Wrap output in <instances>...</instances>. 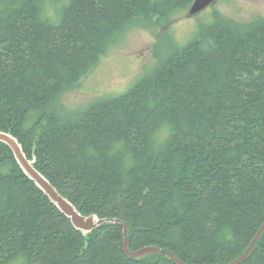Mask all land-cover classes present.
I'll return each instance as SVG.
<instances>
[{
	"label": "trees",
	"instance_id": "trees-1",
	"mask_svg": "<svg viewBox=\"0 0 264 264\" xmlns=\"http://www.w3.org/2000/svg\"><path fill=\"white\" fill-rule=\"evenodd\" d=\"M195 1L0 0V132L82 215L126 223L131 251L230 264L264 224V18L215 13L126 94L63 104L117 34ZM123 245L119 224L76 230L0 143V264H174ZM241 264H264V233Z\"/></svg>",
	"mask_w": 264,
	"mask_h": 264
},
{
	"label": "rangeland",
	"instance_id": "rangeland-1",
	"mask_svg": "<svg viewBox=\"0 0 264 264\" xmlns=\"http://www.w3.org/2000/svg\"><path fill=\"white\" fill-rule=\"evenodd\" d=\"M188 11L172 16L169 22L155 18L135 23L117 34L97 67L64 95L65 107L83 113L96 102L126 94L153 74L170 53L193 41L202 25L212 24L215 13L248 26L264 18V0H214L195 16Z\"/></svg>",
	"mask_w": 264,
	"mask_h": 264
},
{
	"label": "water",
	"instance_id": "water-1",
	"mask_svg": "<svg viewBox=\"0 0 264 264\" xmlns=\"http://www.w3.org/2000/svg\"><path fill=\"white\" fill-rule=\"evenodd\" d=\"M214 0H196L189 9L190 16H195L203 12L208 8ZM0 143L8 146L16 160L21 166L25 174L44 192V194L50 199V201L67 217L70 219L72 225L76 230L84 235L91 234L94 230L98 229L104 224H119L123 228V239L124 245L123 249L126 256L133 260L139 261L145 258L159 255L169 259L174 264H188L177 257L173 252L162 249L157 246H148L142 248L138 251H131L129 248V226L122 222L121 220L115 219H99L96 215L84 216L77 208L66 198H64L57 189L41 174L35 169V163L29 161L19 142L13 136L0 132ZM264 233V224L254 237L251 245L245 251V253L238 259L234 260L230 264H241L245 262L252 255L254 249L256 248L258 240H260L262 234Z\"/></svg>",
	"mask_w": 264,
	"mask_h": 264
},
{
	"label": "bare ground",
	"instance_id": "bare-ground-1",
	"mask_svg": "<svg viewBox=\"0 0 264 264\" xmlns=\"http://www.w3.org/2000/svg\"><path fill=\"white\" fill-rule=\"evenodd\" d=\"M259 241V240H258ZM258 243V242H257ZM251 245V244H250Z\"/></svg>",
	"mask_w": 264,
	"mask_h": 264
}]
</instances>
